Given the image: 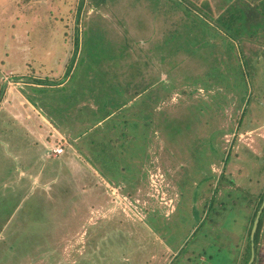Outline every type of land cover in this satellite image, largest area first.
I'll return each instance as SVG.
<instances>
[{
    "label": "rangeland",
    "instance_id": "374dc122",
    "mask_svg": "<svg viewBox=\"0 0 264 264\" xmlns=\"http://www.w3.org/2000/svg\"><path fill=\"white\" fill-rule=\"evenodd\" d=\"M23 4L14 18L22 21V29H9L14 12L0 4V264H242L264 203V81H258L260 90H251V97L238 96L215 84L205 88L209 70L187 51H181L178 66L158 57L153 41L161 32L147 0ZM67 12L71 29H66L73 33L69 47V40L61 41L59 26L52 25L50 35L44 31L48 16L66 18ZM95 15L102 16L112 48L125 45L130 54L101 62L115 50L102 46L95 60L94 54L86 55L92 75L80 65L67 76L62 65L71 56L80 59L88 21ZM141 15L147 28L138 26ZM242 47L247 55L260 56L264 49L249 40ZM148 51L156 55L150 58ZM32 54L34 67H51L47 74L56 73L59 83L31 92L42 94L45 100L37 101L61 130H70L73 144L78 138L76 144L85 149L80 153L63 150L54 159L41 155L37 128L52 137L44 145L48 150L64 137L56 138L48 115L42 114L46 126H41L34 113L40 105L28 96L27 84L26 92L20 88L34 86L24 78L30 72H19ZM138 60L149 65L138 67ZM106 64L109 76L99 71ZM135 72L139 78L132 77ZM45 76L39 71L34 78ZM118 80L121 84L113 88L110 81ZM150 82L151 90L135 96ZM218 87L226 94L222 104L212 99ZM151 91L156 98L145 101ZM98 121L102 124L95 125ZM206 198L213 202L210 209H203ZM188 206L194 210L191 217ZM174 220L191 222L193 229L179 232ZM262 228L259 264H264ZM164 236L174 243L189 236V244L179 251Z\"/></svg>",
    "mask_w": 264,
    "mask_h": 264
},
{
    "label": "trees",
    "instance_id": "16d2710c",
    "mask_svg": "<svg viewBox=\"0 0 264 264\" xmlns=\"http://www.w3.org/2000/svg\"><path fill=\"white\" fill-rule=\"evenodd\" d=\"M97 1L102 2L105 0ZM137 1L139 2L142 0ZM24 2L27 3V0H0V4L4 3L3 7L5 8L3 10L6 12H14L13 14L11 13L9 17V29H11L13 26L18 27V25V28H23L22 21H19L18 17H16V23L14 18L17 13H20L22 6L26 5L23 4ZM147 2L155 20L157 19L158 21V31L161 32V38H157L155 41H153V49L159 53L158 57L161 56V59L169 60V64H171V61H177L174 63V66H178L177 63L181 61L182 58H180V55L183 54L181 52L183 50L187 51L190 56L203 59V67H207L209 70V77L207 78V81H202V84L205 86V88H210L212 84H215L217 86H222L223 89L227 90L228 92H236L238 96L249 94V97H251V90L254 91L256 87L260 90L258 87V81H264V49L262 50L260 56L258 53L247 55L242 46H245V43H247L248 40L256 44L258 43L264 45V0H237L236 3L239 4L238 6L236 3L235 5L233 4L234 0H147ZM223 7L224 10H221ZM175 15H179V17L177 18ZM70 18L71 15L69 12L66 13V18L61 17L56 19L55 17L48 16L46 18V23L48 24L45 25L46 30H44L49 31L48 34L50 35L51 31L53 30L52 25L59 26L60 30L58 31V34L62 37V43H67L69 40L67 47H69L71 43V37L73 36L72 31H68L66 29V26H68L69 30L71 29ZM137 23L140 28H147L146 25L148 24L143 15L139 16ZM49 25L51 28L48 27ZM102 29L103 23L101 15L98 17L95 15L88 21V27L83 40L84 42L82 43V49L79 53L80 59L77 61L75 56H71V63L67 59L68 64L63 63L62 65L68 69L66 71L67 76H71V71L73 69L74 71L77 70V67L80 65L85 68L84 72H87L88 76L92 75L93 71L90 70L86 64V55L89 53L94 54L95 60L99 54L96 52V50L101 51L100 49H104L102 46L109 48V50H115L112 51V54H106L103 58H100L101 62L106 61L107 59H112L113 54L115 56H119L120 58L127 56V53H129L128 47L123 45L118 49L112 48L114 45L110 41V35L108 33L106 34L104 30L102 31ZM34 35L36 36V34ZM75 36L74 43L76 44V49L74 54L76 55L78 54L80 39L78 34ZM238 40H240L242 43L239 44ZM4 49L5 51L9 49L6 43L4 44ZM63 51L67 52L66 49ZM155 55L156 54H153L150 51L147 52V56L150 58ZM119 57H117L115 60H117ZM40 60L44 61L47 60V58L42 57ZM195 61L198 63V60ZM137 63L138 65L136 66L138 67L141 65H149L148 63H145L144 60H138ZM43 66H45V64H38L36 67H34V54H32L30 60L23 63L21 69H19L21 74L25 70L31 73H27L24 78L29 81L31 80L30 82H32L34 86L30 85L29 83H24V85H21L20 88L23 92H26L25 85L27 84L28 89H30V95L28 94V96L34 101V103H37L38 105H41L37 101L39 98L42 102L45 99L42 98V94L37 93V90H34V93H32L31 90L33 88L41 89L46 87V85H49L50 88L51 86L53 87V85H55L58 81V79H54L55 76L57 78L56 73L47 74V72H50L52 68L50 67L49 69ZM42 67L44 69H42ZM107 68L109 71L111 70L110 66L106 64L103 65L99 71L103 69V74L105 73V75L108 74L109 76V72L106 70ZM39 71L44 74L46 73L45 77L47 79L34 78L36 72L39 75ZM21 74L19 73L18 76H21ZM137 74L138 72H135L132 77H135ZM108 76H103V80H108ZM140 76L143 77L141 74ZM137 77L139 78V74ZM50 78H52L53 81H48ZM200 80V75L193 79L194 82H199ZM54 82L55 84H53ZM110 82H113L111 85L113 88L116 86L118 87V85L121 84L119 80ZM152 85H154L153 82H150L149 84L145 83V85H142L141 88H139L141 92L136 89V93H134L135 96L140 95L143 91L146 92L149 87L151 90ZM171 87L173 88V84ZM240 87L243 88L242 92H240ZM261 94H263L261 96L263 97L264 92L261 91ZM151 95L152 91L150 96L149 94L145 96V98H147L145 101H148V97L149 100L153 99V97L156 98L154 95ZM225 95L226 94H223L219 89L216 90L214 95H212V99L214 100V103L222 104V102H225ZM89 98L92 97L89 96ZM1 99L2 96L0 95V102L2 101ZM79 103L80 102H77L76 104L78 105ZM76 104L75 106H77ZM259 105H261V103H259ZM146 124L149 126L152 125L150 121ZM199 195L201 196L202 194ZM209 201L210 202L207 201V198L205 199L203 209L212 208L213 202H211V200ZM260 203H262V209L258 219L255 235L252 236V240L250 237L248 248L245 250L246 252L244 257L241 259L242 264H249L253 257V261L250 264H259V244L261 234L263 232L262 227L264 224V203L262 200ZM188 207L190 208L191 212L188 210L186 215L191 217L194 214V210L190 206ZM173 223L176 227L178 226L177 228L179 229V232L183 231L184 233H189L190 230L193 229L191 222H182V224H178V221L174 220ZM172 235L169 236L171 237ZM168 238L166 236L163 237L166 243H168L173 248L179 247V251H184L189 244V236L183 237L181 241H178V243L169 241ZM179 244L182 247H180ZM172 261L174 262V260Z\"/></svg>",
    "mask_w": 264,
    "mask_h": 264
},
{
    "label": "crops",
    "instance_id": "0c3cea01",
    "mask_svg": "<svg viewBox=\"0 0 264 264\" xmlns=\"http://www.w3.org/2000/svg\"><path fill=\"white\" fill-rule=\"evenodd\" d=\"M68 81L69 80H67L66 81V84L68 83ZM57 83H59V82H57ZM64 87H68V85L67 86H63V87H60V88H64ZM77 105V104H76ZM75 106V105H74ZM83 106L85 107L86 106V104H85V102H83ZM95 106V105H94ZM40 107H41V111H39V110H37V109H35L34 108V113L36 114V116L38 117V120L40 121L41 120V126H46V123H45V119L43 118L44 116L42 115V114H44V115H48V116H46V117H48V118H50V119H48V118H46V120L48 121L47 123L51 126V124H52V128L55 130V132H56V134H55V136L57 135V136H59V137H56V138H59V139H61V137H64V138H62L61 139V142H62V140H63V143H61V145H63L64 146V153H65V150L67 151V152H72L73 150L74 151H76V152H79L80 153V148H83V146L82 145H78V144H76V142H77V140H78V138H74L73 140H74V142H75V144H73L72 142H71V140H70V134L69 133H71L70 132V130L68 129V128H66V129H63V130H61L60 128H59V126H57V124L53 121V119L51 118V115L50 114H48V112H47V110L46 109H44L41 105H40ZM93 110H95V109H93ZM111 114V113H110ZM28 115H29V113H27V115H26V117L27 118H31V117H28ZM15 116H17V113H15ZM107 117V116H106ZM35 120V119H34ZM44 120V121H43ZM102 120V119H101ZM100 120V121H101ZM100 121H98V123H96L95 125H100V124H102V123H100ZM27 122L29 123V121L27 120ZM58 128H56V127ZM60 129V130H59ZM40 130H42V127H40V129H38L37 128V135L35 134V138H36V141L37 142H40L42 145H40L39 144V146H41V147H43L44 148V153H41V155H43V157H45V158H49V159H54V158H60V156H63L64 155V153H61V154H55L50 148H49V150L46 148V146H44L47 142H46V140H49L50 138H52L50 135H47V136H44L43 134H41V133H43V132H41ZM62 131V132H61ZM84 134H86V132H84ZM84 134H82V135H84ZM37 142H35V144H38ZM69 145V146H68ZM52 146V145H51ZM53 147H55V146H53ZM52 147V148H53ZM85 147V146H84ZM84 149V148H83ZM82 150V149H81ZM85 150V149H84ZM83 152V151H82ZM81 152V153H82ZM49 153H53V157H51V156H49L50 154Z\"/></svg>",
    "mask_w": 264,
    "mask_h": 264
},
{
    "label": "built area",
    "instance_id": "2783aa9c",
    "mask_svg": "<svg viewBox=\"0 0 264 264\" xmlns=\"http://www.w3.org/2000/svg\"><path fill=\"white\" fill-rule=\"evenodd\" d=\"M63 150H64V146L63 145H58L57 147L52 149V151L55 154H61V152H63Z\"/></svg>",
    "mask_w": 264,
    "mask_h": 264
},
{
    "label": "water",
    "instance_id": "95a60500",
    "mask_svg": "<svg viewBox=\"0 0 264 264\" xmlns=\"http://www.w3.org/2000/svg\"><path fill=\"white\" fill-rule=\"evenodd\" d=\"M259 212H261V211H259ZM259 216H260V213H258V216H257L256 223H255L254 228L257 227L256 225H257V223H258Z\"/></svg>",
    "mask_w": 264,
    "mask_h": 264
}]
</instances>
